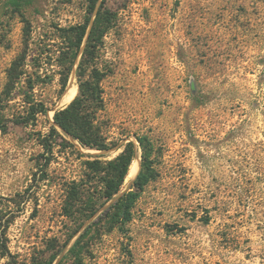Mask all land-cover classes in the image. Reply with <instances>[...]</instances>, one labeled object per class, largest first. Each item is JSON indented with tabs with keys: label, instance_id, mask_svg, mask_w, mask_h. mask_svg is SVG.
Instances as JSON below:
<instances>
[{
	"label": "rangeland",
	"instance_id": "obj_1",
	"mask_svg": "<svg viewBox=\"0 0 264 264\" xmlns=\"http://www.w3.org/2000/svg\"><path fill=\"white\" fill-rule=\"evenodd\" d=\"M88 4L29 0L18 11L0 0V94L7 69L25 49V27L34 56L53 42L56 26L83 23ZM105 6L116 18L97 61L106 73L100 124L109 141L137 146L121 193L141 168L136 135L154 141L159 175L136 202L127 233H104L83 264H264V0H106ZM77 64L63 93L58 66L42 68L47 83L36 97L48 114L0 130V234L12 253L0 264H44L66 239V181L82 174L87 157L57 153L46 179L38 157L55 110L78 94ZM17 91L2 117L23 108ZM122 149L83 151L111 159ZM80 234L54 264H73L69 250Z\"/></svg>",
	"mask_w": 264,
	"mask_h": 264
},
{
	"label": "trees",
	"instance_id": "obj_2",
	"mask_svg": "<svg viewBox=\"0 0 264 264\" xmlns=\"http://www.w3.org/2000/svg\"><path fill=\"white\" fill-rule=\"evenodd\" d=\"M10 0L19 11L21 2ZM106 0H89L85 21L70 26H56L53 42L38 48L34 56L30 51V25L25 27V49L13 60L7 69V81L0 94V110L5 109L14 91L22 96L23 108L18 114L5 118L0 113V130L7 131L9 122L16 125H30L40 114L47 115L49 107L36 97V88L47 83L42 73L45 66L57 65L61 75L62 93L77 64L78 94L66 106L55 110L53 123L47 134L41 138L45 151L38 157V166L44 172L57 159L56 154L68 157L72 154L87 157L81 161L84 168L78 178L67 180L63 203V215L68 219L66 239L44 264H54L63 249L81 231L69 250L73 264H83L93 242L104 233L116 228L127 233V224L133 219V209L145 187L155 180L159 171L156 167L158 152L154 141L148 135H136L141 150V168L132 186L121 193L131 163L137 155L133 140L124 144L109 141L100 124V111L104 109L102 81L106 73L97 65L104 36L115 21V13L105 6ZM31 59L33 71L28 70ZM47 64V65H46ZM48 70V69H46ZM45 75V76H44ZM123 148L115 157L103 159L105 153L85 152L95 149L109 152ZM0 256L12 257L8 238L0 234Z\"/></svg>",
	"mask_w": 264,
	"mask_h": 264
},
{
	"label": "bare ground",
	"instance_id": "obj_3",
	"mask_svg": "<svg viewBox=\"0 0 264 264\" xmlns=\"http://www.w3.org/2000/svg\"><path fill=\"white\" fill-rule=\"evenodd\" d=\"M133 171H134V163L131 164V167H130V170H129V173H128V177H130V176L132 175ZM138 172H139V171H137V172L133 175L132 179H135V178H136Z\"/></svg>",
	"mask_w": 264,
	"mask_h": 264
}]
</instances>
